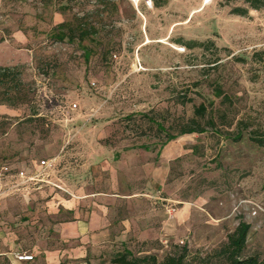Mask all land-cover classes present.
I'll return each instance as SVG.
<instances>
[{
  "label": "rangeland",
  "instance_id": "374dc122",
  "mask_svg": "<svg viewBox=\"0 0 264 264\" xmlns=\"http://www.w3.org/2000/svg\"><path fill=\"white\" fill-rule=\"evenodd\" d=\"M233 6L243 4L0 0V67L15 68L0 82V167L54 160L45 179L55 184L0 180V264L73 248L54 226L75 221L67 201L93 208L99 192L119 195L112 220L127 230L136 215L150 217L145 240L132 230L109 245L93 234L74 264H109L124 247L226 264L220 251L240 222L250 225L244 256L264 258V150L251 139L264 135V9L241 17ZM63 22L97 33L61 42ZM192 119L203 133L165 144Z\"/></svg>",
  "mask_w": 264,
  "mask_h": 264
},
{
  "label": "trees",
  "instance_id": "16d2710c",
  "mask_svg": "<svg viewBox=\"0 0 264 264\" xmlns=\"http://www.w3.org/2000/svg\"><path fill=\"white\" fill-rule=\"evenodd\" d=\"M154 7L161 8L167 4V0H151ZM225 5H231L237 2H241L243 6H233L231 13L237 16L245 17L249 14L250 10L259 11L264 9V0H223ZM96 29L93 26H87L84 23H79L76 26L71 22H63L55 28V38L58 41H75L79 43L88 39L89 35L96 34ZM188 49L195 47H203L205 43L190 41L185 42ZM90 52L85 53V56L89 58ZM260 61L264 65V52L260 54ZM15 68L0 67V82H6L12 79L14 76L12 71ZM206 108L202 104L196 108V114L204 116ZM205 131L203 124L192 119L189 122L183 124L180 131L176 135L169 134L165 142L168 143L177 139L180 136L187 134H200ZM252 141L264 150V135L251 137ZM250 232V225L245 222H240L237 228L228 236L227 243L220 251V255L225 258L226 264H264V258H260L257 255L244 256L247 239ZM186 250L177 254L166 255L161 261L155 255H147L143 257H136L127 247L117 251L110 259L109 264H191L187 262ZM63 264V263H61Z\"/></svg>",
  "mask_w": 264,
  "mask_h": 264
},
{
  "label": "crops",
  "instance_id": "0c3cea01",
  "mask_svg": "<svg viewBox=\"0 0 264 264\" xmlns=\"http://www.w3.org/2000/svg\"><path fill=\"white\" fill-rule=\"evenodd\" d=\"M164 157H167L164 154ZM40 161L33 162L30 166H20L15 168L17 171L15 173L7 174L4 177H13L16 178V180H21L20 184L25 182L20 179L17 176L18 171H25L27 175L32 174L34 171L40 170L39 166ZM146 171V169L144 170ZM43 183L52 184L55 185L53 182H49L48 180L37 182L35 185H42ZM26 188V186H24ZM26 190V189H25ZM22 191V190H21ZM26 192V191H25ZM19 193L24 196L27 195L23 192ZM106 195L103 192H99L95 195H90L98 197V202H94L95 207L88 208V209H81V208H72L73 204L72 201H67V203L70 205L69 208L65 209V211H69L74 213V219L75 221H65L60 222L54 226L55 231L59 233V238L63 242H73L76 243V245L69 249H56V250H41V249H35L34 254L28 255V254H18V255H28L32 256L33 260L35 257L42 256L44 257L43 260L45 261V264H59L60 259L66 258V259H82L84 256V252L82 251V248H86V243H88L90 236L94 234L96 239H99V242L106 241L109 245H113L116 242L115 241H121V245L123 244L122 241L125 240L126 235L129 234L130 231L134 230L136 233V237H141L145 234V227L142 226H149L150 217L146 214H138L136 217L130 222L129 224V230H127V226H125V222L123 223H117V220H112L113 215H115L116 207L120 203L119 195L116 194H110L111 197L103 196ZM133 197L136 196V194L132 195ZM130 196V197H132ZM85 198L87 196H84ZM104 197V198H102ZM116 197V198H115ZM125 197V196H123ZM102 199H104V204L101 205ZM116 200V202H114ZM112 204L111 206H108V202ZM116 203V204H114ZM113 205H116L114 207ZM67 212L68 214H70ZM110 214V215H109ZM110 217V218H109ZM125 226V228H124ZM142 229L144 231H142ZM119 230V235H117V231ZM126 233V234H125ZM121 235V236H120ZM131 235V234H130ZM139 240H145V238H139ZM17 254L14 255V264H23V263H29L30 261H18L16 259ZM31 260V261H33ZM74 261H69L67 264H74Z\"/></svg>",
  "mask_w": 264,
  "mask_h": 264
},
{
  "label": "built area",
  "instance_id": "2783aa9c",
  "mask_svg": "<svg viewBox=\"0 0 264 264\" xmlns=\"http://www.w3.org/2000/svg\"><path fill=\"white\" fill-rule=\"evenodd\" d=\"M73 107L76 108V105H74ZM53 163H54V160H41L39 162L40 170L34 171L30 175H27L25 171H18L17 176L20 179H22L25 183H37V182L46 181L45 179L46 173L49 169L53 167ZM11 172L12 171L9 166L5 165V166L0 167V180L7 174H11ZM175 211L176 210L172 207L167 210L170 216L174 215ZM254 214H256V212ZM15 257L18 261H21V262L33 260V257L28 256V255H18L17 254Z\"/></svg>",
  "mask_w": 264,
  "mask_h": 264
}]
</instances>
